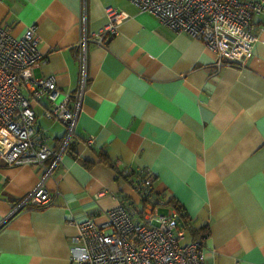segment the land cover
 <instances>
[{
	"label": "crops",
	"instance_id": "1",
	"mask_svg": "<svg viewBox=\"0 0 264 264\" xmlns=\"http://www.w3.org/2000/svg\"><path fill=\"white\" fill-rule=\"evenodd\" d=\"M81 4L0 0V24L15 37L34 27L45 60L33 77L54 75L63 92L78 83ZM109 7L129 17L106 46L88 42L73 142L45 181L50 203L8 218L41 170L0 158V264H72L69 238L80 223L100 226L124 202L167 213L170 201L183 206L187 227L206 233L204 264H264V31L243 67L217 72L200 41L127 0H86L87 32L105 28ZM262 20L264 13L253 25ZM32 106L47 145L57 147L65 125L42 116L45 102ZM124 169L128 178L117 175ZM140 171L152 177L149 199L136 187Z\"/></svg>",
	"mask_w": 264,
	"mask_h": 264
},
{
	"label": "built area",
	"instance_id": "2",
	"mask_svg": "<svg viewBox=\"0 0 264 264\" xmlns=\"http://www.w3.org/2000/svg\"><path fill=\"white\" fill-rule=\"evenodd\" d=\"M140 12L154 15L162 26L200 41L215 55L214 67H243L264 31L254 19L264 13V0H127ZM82 35L75 46L79 66L78 83L73 92H63L54 75L34 78L33 70L44 62L37 49L39 39L34 27L20 37L0 24V158L10 166L40 168L37 186L18 203L11 217L25 206L40 208L52 200L45 181L66 155L75 135V125L87 88V45L106 44L118 33L129 16L106 8L108 23L98 32L86 31V0H81ZM45 102L42 116L61 122L65 132L57 145L46 143V130L36 126L32 103ZM93 138H88L90 146ZM128 169L121 176H128ZM136 186L143 198H150L152 177L137 173ZM127 177V178H128ZM100 226L87 219L78 226V234L69 238L72 264H204L203 239L186 241L174 209L160 214L150 209L129 208L126 202L107 211Z\"/></svg>",
	"mask_w": 264,
	"mask_h": 264
},
{
	"label": "trees",
	"instance_id": "3",
	"mask_svg": "<svg viewBox=\"0 0 264 264\" xmlns=\"http://www.w3.org/2000/svg\"><path fill=\"white\" fill-rule=\"evenodd\" d=\"M104 162L108 163L105 159H103ZM117 175H122V172H117ZM130 176V175H129ZM124 178H127L128 176H122ZM170 205L174 208L176 213L178 214V222L181 229H185L191 239H203L206 237V233H204V230H194L192 227H187L189 218L187 217L185 210L183 206H181L177 201H170ZM189 228V229H188Z\"/></svg>",
	"mask_w": 264,
	"mask_h": 264
},
{
	"label": "rangeland",
	"instance_id": "4",
	"mask_svg": "<svg viewBox=\"0 0 264 264\" xmlns=\"http://www.w3.org/2000/svg\"><path fill=\"white\" fill-rule=\"evenodd\" d=\"M163 213H165V212H164V211H161V212H160V214H163Z\"/></svg>",
	"mask_w": 264,
	"mask_h": 264
}]
</instances>
